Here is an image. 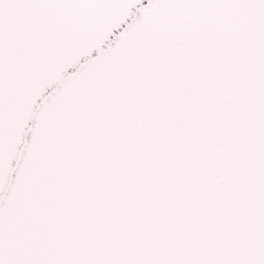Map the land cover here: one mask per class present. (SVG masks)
<instances>
[{
  "label": "snow or ice",
  "instance_id": "obj_1",
  "mask_svg": "<svg viewBox=\"0 0 264 264\" xmlns=\"http://www.w3.org/2000/svg\"><path fill=\"white\" fill-rule=\"evenodd\" d=\"M0 264H264V0H0Z\"/></svg>",
  "mask_w": 264,
  "mask_h": 264
}]
</instances>
